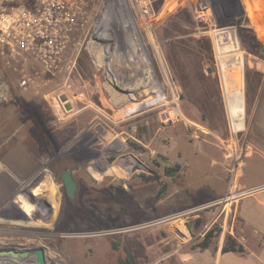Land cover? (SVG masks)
Returning a JSON list of instances; mask_svg holds the SVG:
<instances>
[{
  "label": "rangeland",
  "instance_id": "1",
  "mask_svg": "<svg viewBox=\"0 0 264 264\" xmlns=\"http://www.w3.org/2000/svg\"><path fill=\"white\" fill-rule=\"evenodd\" d=\"M115 1L93 0L92 7L111 4L116 21L107 26L130 50L121 16L126 6ZM208 1L220 24L252 25L238 32L248 104L264 72V0H242L250 21L231 0ZM196 2L155 0L153 38L143 32L138 56L128 53L134 67L126 70H97L85 58L80 75L71 72L64 82V74L51 77L24 62L25 88L10 71L16 92L8 90L0 102V219L12 222L0 221L2 260L40 264L34 249L41 248V264H120L115 241L137 264H200L204 249L198 245L208 232L212 250L227 235L237 241L243 231L232 210L244 194L216 145V137L227 138L230 130L210 72V41L194 17ZM96 30L103 32L100 25ZM56 90L67 95L69 110L56 106ZM245 133H237L242 145L248 144ZM136 159L148 169L135 166ZM68 169L82 186L72 199L86 213L68 211L60 179ZM210 178H227L228 188L217 195ZM20 192L26 206L14 202ZM39 193L45 196L37 202ZM38 222L51 225L33 226ZM231 222L233 234L223 228Z\"/></svg>",
  "mask_w": 264,
  "mask_h": 264
},
{
  "label": "built area",
  "instance_id": "2",
  "mask_svg": "<svg viewBox=\"0 0 264 264\" xmlns=\"http://www.w3.org/2000/svg\"><path fill=\"white\" fill-rule=\"evenodd\" d=\"M154 1H115L119 8L126 6L127 12L121 16L124 25L128 27L127 45L132 46L129 50L118 42L117 34L107 26L116 21L108 11L111 4L106 6L104 2L102 10H94L93 0H0V59L9 71L18 73L17 85L22 88L30 82L29 75L19 72V66L24 62L39 66L51 77L64 74V82L71 72L79 74L85 58L97 70L109 72L134 67V59L128 53L137 52L138 56L143 32L153 38L151 30L158 15L152 6ZM193 13L199 23V31L207 35L210 41V72L217 80L230 130L229 137H216V145L227 164L235 170L232 178L234 184L244 164V157L249 152L248 144L242 145L237 140V133L244 130L240 121V103L244 90L246 53L238 33L242 24H220L216 8L208 0H198ZM99 25L103 29V32L100 30L101 35L96 30ZM8 90V82L0 73V102L5 99ZM62 92L56 90L58 108L65 107L60 100L61 95H66ZM235 117L238 119L237 125L233 122ZM261 187L264 185L257 188ZM257 188L244 189L239 194L245 195Z\"/></svg>",
  "mask_w": 264,
  "mask_h": 264
},
{
  "label": "crops",
  "instance_id": "3",
  "mask_svg": "<svg viewBox=\"0 0 264 264\" xmlns=\"http://www.w3.org/2000/svg\"><path fill=\"white\" fill-rule=\"evenodd\" d=\"M136 44V43H135ZM256 84L250 90V99L246 104L244 98L240 103V121L243 124L245 135L249 146L248 155L244 161L240 172V177L236 178L238 189L257 188L264 185V72L254 81ZM163 112L167 113L166 110ZM237 117L233 122L237 125ZM216 181L217 195H221L228 188L227 178H210ZM230 189V185H229ZM14 197L17 204L27 205L26 196L21 194ZM41 193V192H40ZM36 196L35 201L44 200L42 194ZM34 202V201H33ZM47 202V201H45ZM224 209V208H223ZM55 216V212L53 213ZM233 217H237L242 234L237 237V241L243 246L244 252L235 251L222 252V239L218 242L216 249L209 248L200 252L202 260L200 264H264V187L243 195L234 205ZM54 216H51L53 221ZM227 216V213L225 214ZM3 223H12L10 220H2ZM31 226L32 224L29 223ZM50 226L51 223H33V226ZM233 234V222L229 227H223Z\"/></svg>",
  "mask_w": 264,
  "mask_h": 264
},
{
  "label": "trees",
  "instance_id": "4",
  "mask_svg": "<svg viewBox=\"0 0 264 264\" xmlns=\"http://www.w3.org/2000/svg\"><path fill=\"white\" fill-rule=\"evenodd\" d=\"M0 73L1 74L3 73L8 78L7 79L8 88H9V90H13L14 84L11 81L12 80V75H11L9 69L3 64L1 59H0ZM15 92L16 91H14V93ZM153 178H155V176H153ZM145 179L146 180H151V178L149 176H145ZM68 200H69V207H68V211L69 212H71V213H80L81 211H84V213H86L85 209H83V207L81 205H76V203H74V201H75L74 199L68 197ZM210 235H211V232H208L206 234L205 240L202 241L198 245V248L205 249V248H207L209 246L208 238H209ZM111 242H112V246L115 249H118L121 252V254H120V252H118L119 253V263L120 264H137L135 259H134V257H133V254L128 250V248L126 246H122L121 245V247H120V245L117 242H115V241H111ZM226 251L243 252L244 248H243V246L241 244H239L235 240V238L233 236L227 235L226 239L224 241V244L222 246V252H226Z\"/></svg>",
  "mask_w": 264,
  "mask_h": 264
},
{
  "label": "water",
  "instance_id": "5",
  "mask_svg": "<svg viewBox=\"0 0 264 264\" xmlns=\"http://www.w3.org/2000/svg\"><path fill=\"white\" fill-rule=\"evenodd\" d=\"M60 100L64 102V106L66 109L69 110L71 108L70 104L66 102L67 101L66 95H61ZM61 179L64 184L66 194L71 198L74 197V191L76 189V181L73 179L71 171L67 170L64 173H62ZM12 254L14 256L16 255V253L14 252H12ZM23 254H26V252H24ZM34 254L36 256V261L40 264L43 263L44 261L43 250L41 248H36L34 249Z\"/></svg>",
  "mask_w": 264,
  "mask_h": 264
},
{
  "label": "flooded vegetation",
  "instance_id": "6",
  "mask_svg": "<svg viewBox=\"0 0 264 264\" xmlns=\"http://www.w3.org/2000/svg\"><path fill=\"white\" fill-rule=\"evenodd\" d=\"M231 1H233V5L234 4H237L238 6H239V8H240V11H241V14L240 15H242V17L244 18V17H246L247 18V20L248 21H250V17H249V15L246 13V8L244 7V4L242 5V3H243V1L242 0H231ZM247 22V21H246ZM240 27H242V28H247V29H253L252 28V25H250V24H242ZM260 44V43H259ZM259 49H261V47H259ZM46 133L48 132V131H45ZM48 138H50L49 137V135H48ZM49 141H50V139H49ZM51 142V141H50ZM135 162H136V165L135 166H141V167H143V168H145V169H148V168H146L143 164H142V162L140 161V160H138V159H136L135 160ZM69 170V169H68ZM65 171H67V170H65ZM64 171V172H65ZM71 171V174H72V177H73V179L76 181V189H75V191H74V196H75V193H79V190L81 189V183H80V181L77 179V177L75 176V174H73V171L72 170H70ZM150 171V170H149ZM64 172H61L60 173V179H61V174L62 173H64ZM155 173V170L153 171V174ZM154 176V175H153ZM61 181H62V179H61ZM63 183V182H62ZM64 185V184H63ZM65 189V188H64ZM66 193V192H65ZM67 195V194H66ZM67 197H69L68 195H67ZM69 198H71V197H69ZM73 198V197H72Z\"/></svg>",
  "mask_w": 264,
  "mask_h": 264
},
{
  "label": "bare ground",
  "instance_id": "7",
  "mask_svg": "<svg viewBox=\"0 0 264 264\" xmlns=\"http://www.w3.org/2000/svg\"><path fill=\"white\" fill-rule=\"evenodd\" d=\"M235 110H237L236 107H235ZM1 260L2 258H0V264H30V263H23L22 261L20 262V260H17V261L9 260V258L6 261L4 260L1 261Z\"/></svg>",
  "mask_w": 264,
  "mask_h": 264
}]
</instances>
